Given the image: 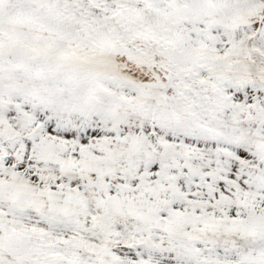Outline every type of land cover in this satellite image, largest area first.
I'll use <instances>...</instances> for the list:
<instances>
[{
  "label": "snow or ice",
  "instance_id": "1",
  "mask_svg": "<svg viewBox=\"0 0 264 264\" xmlns=\"http://www.w3.org/2000/svg\"><path fill=\"white\" fill-rule=\"evenodd\" d=\"M0 264H264V0H0Z\"/></svg>",
  "mask_w": 264,
  "mask_h": 264
}]
</instances>
